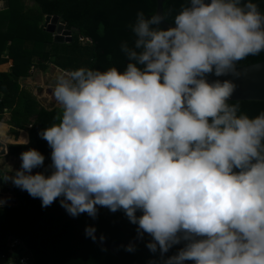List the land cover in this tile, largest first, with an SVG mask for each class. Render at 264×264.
<instances>
[{
  "label": "clouds",
  "instance_id": "1",
  "mask_svg": "<svg viewBox=\"0 0 264 264\" xmlns=\"http://www.w3.org/2000/svg\"><path fill=\"white\" fill-rule=\"evenodd\" d=\"M165 21L137 13L123 71L57 76L62 115L38 132L51 171L33 173L45 156L30 148L5 182L72 217L123 211L153 254L183 245L163 264H264V112L249 117L229 103L231 80H208L264 52V13L253 0H188Z\"/></svg>",
  "mask_w": 264,
  "mask_h": 264
},
{
  "label": "trees",
  "instance_id": "2",
  "mask_svg": "<svg viewBox=\"0 0 264 264\" xmlns=\"http://www.w3.org/2000/svg\"><path fill=\"white\" fill-rule=\"evenodd\" d=\"M26 1L30 0H10L12 6L9 13L5 14L9 15L13 25L9 26V33L4 34L5 37L0 20V56L8 51L14 59L11 73L0 71L1 85L6 81L16 84L20 74L34 64L33 55H39L36 67L44 71L50 64L66 72L81 67L101 71L116 67L123 71L128 61L120 45L123 41L131 45L134 39L128 25L134 23L139 11L150 17L157 10V0H31L34 2L32 6ZM253 2L264 13V0ZM187 3L188 0H165L163 11L166 20L172 23L175 15ZM48 14L58 15L67 22L66 27L73 31L72 42L57 43L54 35L42 27L44 16ZM16 37L31 40L32 47H24L30 42H13ZM260 61H264V52L239 61L236 69ZM11 92L14 97L11 102V124L28 128L30 140L28 143L9 144V152L20 155L30 148L38 150L45 156V161L44 167L36 168L35 172H45L47 175L51 171L48 168L51 164V149L38 132L59 123L63 109L55 107L48 110L41 107L37 99L25 89L17 91L13 88ZM229 103H238L240 111L249 117L264 112V100H230ZM8 104L9 101L3 98L0 110ZM13 188L18 203L0 206V253L8 254V242L12 236L23 242L22 246L16 248L13 258L29 253L32 264H119V258L114 253L101 247L95 239L87 237L73 221L66 220L61 226L67 212L60 206L59 199L48 207H42L39 198H32L14 185ZM140 214L137 212V215ZM76 219L86 227L93 226L96 233L109 241L118 242L137 236V226L129 222L123 211L113 213L99 207L95 219L86 213ZM150 239L148 237L135 245V250L131 252L126 250L127 247L121 248L120 264H163L164 259L176 254L183 246H174L162 258L159 251L153 254L146 247ZM186 264L193 262L188 261Z\"/></svg>",
  "mask_w": 264,
  "mask_h": 264
},
{
  "label": "crops",
  "instance_id": "3",
  "mask_svg": "<svg viewBox=\"0 0 264 264\" xmlns=\"http://www.w3.org/2000/svg\"><path fill=\"white\" fill-rule=\"evenodd\" d=\"M26 4L32 6L34 2L30 0V1H26ZM11 6H12V3L10 2V0H0V20L2 21L1 25L4 27L3 32H2L4 37H5L4 34L9 33V26L13 25V22L9 20V15L7 16V14L10 11ZM45 17L46 15L44 16V20H45ZM44 20L42 21V24L44 23ZM25 41L30 42L31 40H24L20 37H16L13 40V42H16L18 44H21L23 42L26 43ZM24 47L31 48L32 47L31 42L26 45L24 44ZM32 61L34 64L28 70L24 71V73L20 74L19 78L16 80V84H14V82H11V81H6L4 85H1L0 83V101L3 98L4 100H6V102L9 101V104L5 105L6 107H3V109L0 110V142L6 145V149H7L6 155L0 156V165H2L6 170H9V171H11V169L13 170L19 169L21 165L20 155L11 154L8 149L9 144L28 143L30 140L28 128L14 127L11 124V121H12L11 102L13 101V98H14L12 97L13 94L11 90L14 88V90H17V91L23 90V89L29 91L37 99L40 106L44 107L45 109L52 110L55 107L61 108L60 106L53 105L52 97L50 96V94L48 95L47 93L45 94L44 92L45 85H42L37 79L40 74L47 77V76H51L52 74L60 75L62 74V71L63 72H66V71H64L63 69H61L60 67L54 64H50L46 71L37 68L36 63H38L39 61V55H33ZM13 64H14V59L11 55H9V52L5 51L4 53H2V55L0 56V71L5 74L11 73L13 71V67H12ZM52 84L53 83H49V85H47V88H54L55 86L52 87ZM28 127H31V125H29ZM1 151H2V146H0V153ZM6 166H9L11 169ZM34 172H35V169H33V173ZM1 199H4V200L12 199V196L10 194H4L3 198ZM9 205H13V204H9ZM14 238H17V237L11 236L9 238L8 244H10V242ZM22 245H23V242L17 247L22 246ZM14 254H11V253L9 254V250H8V254H6L5 256H3L4 254L0 253V260L3 259L5 261L3 263L0 262V264H10V263L17 264L21 256L17 259H14L13 258ZM31 264H32V256H31Z\"/></svg>",
  "mask_w": 264,
  "mask_h": 264
},
{
  "label": "water",
  "instance_id": "4",
  "mask_svg": "<svg viewBox=\"0 0 264 264\" xmlns=\"http://www.w3.org/2000/svg\"><path fill=\"white\" fill-rule=\"evenodd\" d=\"M165 0H157V10L156 14L160 13L164 15L163 11V3ZM171 22L165 21L162 23V27L167 28L170 26ZM67 22L64 19H61L58 15H46L44 23L42 27L46 29L49 33L54 35L55 42L57 43H70L73 40V31L66 27ZM235 75L229 74L223 77H215L214 75H209V82L214 81L216 79H228L231 80L235 85L234 93L231 97V100H264V61H260L257 63H253L250 65H246L236 69ZM0 146H2V151L0 156H4L7 153L6 145L0 142ZM12 174V171L6 170L2 165H0V199L3 198L4 194H10L12 199L4 200L5 203L2 205L9 204H17L18 199L16 196L15 189L13 188V184L9 180L6 181V177ZM66 211V210H65ZM66 220H71L75 223V225L85 232L86 226L81 224L76 217H72L67 213V216L63 220L61 226ZM53 234V233H52ZM51 235V233L49 234ZM149 236L145 234L142 239L138 238V235L126 239L123 241H109L100 236L95 232V240L97 243L112 253H114L119 258V264L122 261V254L120 249L126 248L129 244L137 245L144 241ZM42 245V239L40 241Z\"/></svg>",
  "mask_w": 264,
  "mask_h": 264
},
{
  "label": "rangeland",
  "instance_id": "5",
  "mask_svg": "<svg viewBox=\"0 0 264 264\" xmlns=\"http://www.w3.org/2000/svg\"><path fill=\"white\" fill-rule=\"evenodd\" d=\"M62 74H66V72H63L62 71ZM58 75L56 74H52L51 76H44V75H39L38 76V81L42 84V85H45V94L47 93L48 95L50 94V96L52 97V101H53V105L55 106H59V104L57 103L55 97H54V94H53V89L54 88H47V85H49V83H53L52 84V87L55 86L56 84V78H57ZM51 85V84H50ZM50 89V90H49ZM1 263L5 262L3 259L0 260Z\"/></svg>",
  "mask_w": 264,
  "mask_h": 264
},
{
  "label": "built area",
  "instance_id": "6",
  "mask_svg": "<svg viewBox=\"0 0 264 264\" xmlns=\"http://www.w3.org/2000/svg\"><path fill=\"white\" fill-rule=\"evenodd\" d=\"M20 244H22V241L19 238H14L9 244V254H14L16 251V247ZM17 264H31V255L28 253L21 256Z\"/></svg>",
  "mask_w": 264,
  "mask_h": 264
}]
</instances>
